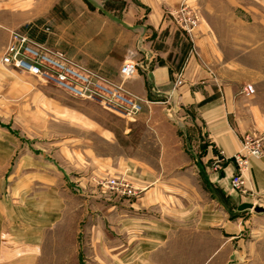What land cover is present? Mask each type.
<instances>
[{
  "label": "crops",
  "instance_id": "crops-1",
  "mask_svg": "<svg viewBox=\"0 0 264 264\" xmlns=\"http://www.w3.org/2000/svg\"><path fill=\"white\" fill-rule=\"evenodd\" d=\"M212 2L0 0V117L46 118L49 105L70 129L48 142L46 126L29 141L0 126V264H78V241L90 231L97 232L91 256L103 264L111 257L119 264H174L176 231L225 233L236 253L243 252L241 232L250 225L212 208L208 194L212 202V190L234 199L235 216L242 204L264 208V156L247 157L240 170L234 159L244 152L243 138L264 135V118L254 96L242 91L243 67L225 58L224 41L230 39L237 55L239 36L224 35L204 17ZM230 2L232 13L246 2L252 14L247 54H264V14L260 19L256 9L264 0ZM184 3L206 20L192 38L172 16ZM14 32L123 83L139 98L141 112L82 109L68 92L4 65ZM127 61L138 72L123 80ZM245 70L258 76L264 62L256 58ZM80 130L88 137H79ZM82 163L91 177H78ZM112 171L132 183L135 196L95 188L94 179Z\"/></svg>",
  "mask_w": 264,
  "mask_h": 264
},
{
  "label": "rangeland",
  "instance_id": "rangeland-1",
  "mask_svg": "<svg viewBox=\"0 0 264 264\" xmlns=\"http://www.w3.org/2000/svg\"><path fill=\"white\" fill-rule=\"evenodd\" d=\"M241 4H243L242 7H239L238 11L235 14L234 7H233V13H232V7H231L232 4L230 0H213V2L210 3L211 5L210 11L204 17L212 28L222 29L223 31H220V32H223L224 35L230 36L231 34H233V35L239 36L241 42L239 43V47L237 48V50H239L240 53L237 55L231 54L230 52L234 51V48L229 46L230 39L228 40L226 39L224 43L227 42L228 44L226 46L224 45V50L226 52L225 58L226 60L237 59L239 64H241V66L244 68V69L240 68L238 71V78H239L238 80L242 81V86H243L242 91L244 93V88L246 86H252L254 88L255 93L249 96H254V100L256 102L255 104L258 107H260V110L262 111V116L264 118V70L259 72L260 74L258 76H255L252 73L250 74L245 70V67L248 64V62L249 61L253 62V60L256 58H259L260 62L263 63L264 54L260 53L259 55H253V54L248 55L246 52L247 50V45H246L247 22L248 21L252 22V14L250 13V15H248L246 2L241 3ZM180 8L181 7H179L172 14V16L175 17L176 21L181 26L182 30L186 33V35L189 38H192V34L194 30H196L200 26L202 21H204V24H206V20L202 18V14L200 12L193 10L188 5L187 11L189 12L191 16H194L197 19L196 25H194L188 33L186 29L184 28L185 26L183 25V22H181L180 14L178 13ZM256 9L258 11L257 17H260L261 19L262 15L264 14V7L260 5V6H257ZM222 15H223V18H220V16ZM235 15L236 17H238V19H235V22L232 23V17H235ZM255 31L256 32L259 31L262 33L263 25L256 22ZM13 34H19L21 36H24L17 32H14ZM262 41L263 40L261 39V42ZM1 62H2V59H1ZM7 66H10V65H7ZM83 66L86 67L85 65ZM19 71L23 72L21 70ZM24 73L34 76L28 72H24ZM34 77L37 78L40 82L47 84L48 86H54V87L60 88L68 92L70 95L77 98V100L79 101L80 108L82 109H86L88 106L91 107L94 105V106H99L101 108H105L111 112L117 113L118 115L130 117L129 115H126V113L123 110H121L117 105H112V104L109 105L107 101L105 102L103 99L97 96L92 97V98H89L88 96H83V97L78 96L66 89L59 87L54 82H45L36 76ZM107 80L116 84L117 86H122L124 90H127L123 83H118L110 79H107ZM244 95L246 94L244 93ZM2 108L5 110V105H3ZM66 124L67 123H62L61 118L55 115L54 110L49 105L46 111V118H43L41 116V118H38V117L31 118V119L30 118H26V119L15 118L14 120L12 119L10 120V119H7L6 117H0V126L14 127L15 131L18 132L20 136L22 137V140H28V141L31 138H34L32 140H36L38 138L37 133L39 131L40 126L43 130H44V126H46L45 127L46 135H47L46 139L48 140V142L51 139L53 140L55 138H60L61 135L62 136L64 135L65 130H70L69 125L68 124L66 125ZM78 124L79 126L87 127V123H85L84 120H80ZM80 133H83V137H88L87 132L85 130L79 131V137H82V134ZM89 137L92 138L93 136H89ZM94 138H96V135L94 136ZM254 138H264V135L257 136ZM244 140L245 138L242 139V143ZM95 143L96 144L98 143L97 139L95 140ZM82 161L83 160H80V162ZM83 163L82 165H80V168L77 169L78 177L79 178L91 177L89 176V175H92L91 169L88 170V169L83 168V165H84ZM238 168L240 170V166H238ZM236 176H238L237 179H235ZM240 176H241V171H238V175L235 174V178L232 180V185L235 189L240 186V181L238 179ZM114 179L123 181L125 182V184H128L129 190H132V194L130 195L124 194L121 191H117L115 189L110 188L109 183L110 181ZM93 182L96 185L95 187L96 189L101 190L102 188H104L105 190H108L114 193V197H117L118 195L123 196V197H133L135 196L136 191H137L133 187L132 183H130V181H127L123 177H119V175L115 171L110 172L109 175H106L104 177L94 179ZM87 187L90 189V186H87ZM237 192L239 193V195H242L240 191H237ZM212 195H214V198H215L214 202L211 201L213 196L210 197V195L208 194V204H210L212 208L222 210L223 213L228 218H231V219L233 217L243 218L242 222H247L250 225V227H246L245 230L241 232V236L244 239V242L240 250L241 251L243 250V252L240 254L236 253L239 247L235 243V240L232 241L228 239V237H231V236L225 233H223L221 237V234L218 231H214V230L206 231L205 236L204 234L202 233L200 234L199 232L193 231V230L191 232L176 231L175 232L176 235L174 236V240H175V248H174L175 262L174 264H264V213H257L254 210L249 209L247 211L246 210L242 212L240 211L238 212V216H235L237 214V211L232 210V208L235 207L236 205V201L234 199L233 200L231 199V201H229L228 199L226 200L224 199L225 198L224 196L222 198L220 194H218V192L215 190H212ZM96 235H97V232L90 231L86 233V236L84 235L85 236L84 237L82 236V233H80V236L82 237H80L78 241L79 251H80L78 264H103L100 261H95V258H92L91 256V255L95 256V249L97 246L96 245L97 240H95ZM183 237H185L184 244L183 242L180 243L181 242L180 240H182ZM92 239H94V241H92ZM182 256H183V259H182ZM111 259H112V262L104 263V264H119L117 261H113L114 260L113 257H111ZM180 260H184L183 263L179 262Z\"/></svg>",
  "mask_w": 264,
  "mask_h": 264
},
{
  "label": "built area",
  "instance_id": "built-area-1",
  "mask_svg": "<svg viewBox=\"0 0 264 264\" xmlns=\"http://www.w3.org/2000/svg\"><path fill=\"white\" fill-rule=\"evenodd\" d=\"M188 5H181L179 14L184 28L189 33L196 25V17L189 14ZM2 63L10 65L23 72H28L42 81L54 82L78 96L99 97L109 105H117L126 115L132 116L141 112L142 105L134 94L124 90L122 86L110 82L106 78L90 71L83 65L76 63L61 52L50 50L19 34H13L12 42L5 50ZM138 72V64L133 61L125 62L120 69L124 80L130 79ZM246 95H253L252 86L244 88ZM242 153L234 159L239 166L245 165L247 157L260 158L264 156V138L248 137L243 141ZM240 181V177H239ZM109 187L124 194H132L128 184L123 181L112 180Z\"/></svg>",
  "mask_w": 264,
  "mask_h": 264
},
{
  "label": "water",
  "instance_id": "water-1",
  "mask_svg": "<svg viewBox=\"0 0 264 264\" xmlns=\"http://www.w3.org/2000/svg\"><path fill=\"white\" fill-rule=\"evenodd\" d=\"M252 209L257 213H264V208L260 206H253L251 204H242L239 206L238 210L239 211H244V210H249Z\"/></svg>",
  "mask_w": 264,
  "mask_h": 264
}]
</instances>
